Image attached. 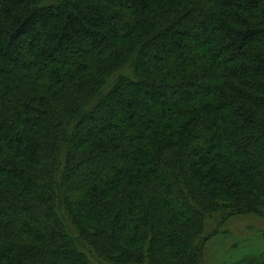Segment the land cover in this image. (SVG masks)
Returning a JSON list of instances; mask_svg holds the SVG:
<instances>
[{
  "label": "trees",
  "instance_id": "16d2710c",
  "mask_svg": "<svg viewBox=\"0 0 264 264\" xmlns=\"http://www.w3.org/2000/svg\"><path fill=\"white\" fill-rule=\"evenodd\" d=\"M0 142V264H264V0H0Z\"/></svg>",
  "mask_w": 264,
  "mask_h": 264
},
{
  "label": "rangeland",
  "instance_id": "374dc122",
  "mask_svg": "<svg viewBox=\"0 0 264 264\" xmlns=\"http://www.w3.org/2000/svg\"><path fill=\"white\" fill-rule=\"evenodd\" d=\"M24 42H23V40H19V41H17V48H20V47H22L24 44H23ZM65 53H67L66 51H65ZM154 98H156L157 100L159 99L157 96H155ZM118 111L117 110H112L111 111V114H110V122H113L114 121V118H115V115H118L119 114V112L117 113ZM89 125L90 126H92V122L91 123H89ZM87 127H88V125H87ZM11 145L12 144H7L6 142H0V146L3 148V153L6 155V156H8L9 155V157L11 156L10 154H9V151H10V149H12V147H11ZM226 156H228L227 154H226ZM235 230H236V232L237 233H239V234H243V235H247V233H255V230H251V229H249L248 228V222L246 221V220H238L237 221V225H235ZM256 249V248H255Z\"/></svg>",
  "mask_w": 264,
  "mask_h": 264
}]
</instances>
